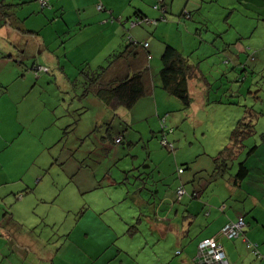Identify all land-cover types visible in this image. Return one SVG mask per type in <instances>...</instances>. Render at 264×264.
Instances as JSON below:
<instances>
[{"label":"rangeland","instance_id":"1","mask_svg":"<svg viewBox=\"0 0 264 264\" xmlns=\"http://www.w3.org/2000/svg\"><path fill=\"white\" fill-rule=\"evenodd\" d=\"M37 1L21 7L23 25L34 32L27 31L28 37H18L13 43L0 36V51L11 50L13 56L18 55L4 68L1 66L0 264H22L27 243L49 242L51 237L54 250H59V255L54 251L56 264H101L111 257L115 245L109 250L104 248L115 236L101 238L98 234H87L89 223L98 214L95 209L85 211L90 203L108 204L116 191L121 190V195L127 197V188L130 189L131 195L126 200L104 212L110 221L118 224L127 221L128 229L138 223L133 218L137 209L143 216L154 219L151 208L159 207L161 198L169 197L167 206L176 205L171 219L179 224L182 214L176 217L175 211L177 208L183 211L184 206L179 205L176 196L179 188L194 184L187 182L190 169H208L214 164L215 170L213 159L232 144L231 132L241 121L255 126L256 134L246 141L247 150L263 143L264 0H106L107 4L97 0L98 4L93 5L91 0H54V11L42 9ZM156 5L159 9H155ZM32 9L42 11L32 14ZM140 13L146 16L145 21L137 18ZM80 20L86 25L90 21L98 23L105 30L101 33L107 38L100 46L110 47L111 39L118 41L116 53L131 38L152 43V76L165 119L156 116L151 123L139 122L140 128L130 127L128 110L113 112L91 93L87 73L106 66L110 52L106 48L103 60L86 61L92 52L88 51L92 42H86L90 35V31L84 32L87 27L76 32ZM106 20L109 26L105 25ZM31 34L37 39L31 38ZM166 45L182 52L198 68L199 77L191 86L189 109H184L177 98L160 87L158 76ZM157 48H161L159 53ZM240 48L243 52L238 53ZM37 66L48 68L49 72L43 70L38 74V69H34ZM236 85L242 88V95L237 98L232 97ZM203 100L208 103L205 105ZM164 126L173 133H162ZM164 135L174 145V151L163 147ZM117 137H121V143L113 141ZM263 150L261 144L256 162H264ZM242 160H230L231 170L224 176H214L205 169L196 173L195 182H209L199 195L204 200L211 194L226 197L228 181L237 174ZM179 168L186 169V174L179 175ZM126 173L138 174L137 183L134 178H129L123 187L107 183V175L124 177ZM251 180L249 187H253L263 204L252 202L247 212L241 213L253 219L250 213L264 208V198L257 180ZM100 183L105 186L103 190L87 192ZM195 187L199 188L198 183ZM135 194L142 196L144 202L138 204ZM220 205L219 208L213 205V211L222 213L219 210H224L227 202ZM200 215L206 225L209 219L206 212ZM147 226L141 225L143 233L148 232ZM172 227V232L178 234L177 225ZM200 229L196 225L191 228V239ZM143 233L135 238L128 234L117 243L123 249H136L137 255L134 252L130 258L117 256L110 259V264L116 259L131 264L138 257L151 260L152 249L141 250L146 242H138ZM174 233L167 238L159 235L157 240L162 239L165 254L180 263L187 258L185 248L190 237L184 236L183 245L178 246ZM68 235L72 236L71 241ZM83 239L92 244L85 245ZM248 241L260 244L264 255V242ZM249 242L241 247L237 264H264L248 247ZM44 244L51 249V245ZM33 254H27L26 264H54L37 257L35 251Z\"/></svg>","mask_w":264,"mask_h":264},{"label":"crops","instance_id":"2","mask_svg":"<svg viewBox=\"0 0 264 264\" xmlns=\"http://www.w3.org/2000/svg\"><path fill=\"white\" fill-rule=\"evenodd\" d=\"M48 2V6L47 11H49L50 9H52V11H54V0H46ZM93 4H98L97 0H91ZM103 1V3L107 4L106 0H101V2ZM38 3L37 0L33 1V0H20V2L17 3V0H0V10H2V8L4 7V10H7L8 12H14L15 10H20L21 13H17L16 17H12L11 21L14 22V24H10L11 21H9V23H0V36H4V37H8V41L10 43H13L15 40L18 39V37H28L29 35H27V31L30 30V32H34L31 29H28L25 25H23V15L22 12L24 11L22 8H17V4L21 3V4H26V5H34L35 3ZM33 3V4H32ZM53 8H51V6ZM43 9V8H42ZM107 9V8H106ZM46 10V9H45ZM42 11L41 9H32V14H39ZM111 14L113 15V12L111 11ZM48 14L45 16V18L47 19ZM139 18V17H137ZM120 20V18H119ZM105 25H108L109 23H107V20L105 21ZM80 28H78L76 30V32L80 31V30H84V31H90V35L87 38V41L92 42L91 45H89L88 51H92L91 54L89 55V57L86 56V61L88 62L89 60L92 59L91 62H94L96 59L99 60H103V56L106 57V48L109 49L110 54L115 51L117 49V45H115V43H119L118 41H116L115 39H111V46L110 47H102L100 46V44L102 42H104L107 38L106 34H102L101 32L105 31L104 29H102V27L98 24V23H91V21L86 25V23H84V21L80 20ZM70 26V25H69ZM109 26V25H108ZM19 27L21 29H19ZM113 29V26H110V30ZM116 35L117 33H111ZM38 35V34H37ZM31 38L37 39V37H34V34L30 35ZM93 38H95V40L93 41ZM39 39V37H38ZM143 43V42H141ZM144 43H148L147 41H145ZM14 45L16 46V43H14ZM120 46V45H119ZM158 49V53L160 52L161 48H157ZM153 50L154 47L151 44L148 43V52L151 54H153ZM243 52V48H240L238 53ZM156 55L157 52L155 51ZM16 56L12 55V51H0V84L1 86H3V83H1V80H3L1 78V66L4 68L5 66H7L8 64H10L12 62V59H14ZM239 56V55H238ZM29 59L34 58L36 59L34 56H28ZM239 59H241V56L238 57ZM154 60L153 56L151 61ZM22 63V61H21ZM59 63H62V61H59ZM90 65H92V63H90ZM93 66V65H92ZM150 66H151V62H150ZM66 68V67H65ZM35 69V68H34ZM198 70V68H197ZM152 71V70H151ZM156 72H158V69L156 67ZM152 73V72H151ZM197 75L199 77V72H197ZM238 74H235V76ZM198 77L192 79L189 82V89H190V94H191V86L194 82V80H196ZM150 81L147 80V83H149ZM151 88L147 89L148 90V95H146V97H144L143 99H141L132 110H128V120H127V124L128 126H134L136 128H140L139 127V122L141 121H145L147 123H151L152 121H154L156 119V116L158 118H161V105L159 103V101L156 98V94H157V90L155 88V84H154V80L153 77L151 76ZM237 87L235 88L236 90L232 91V97H240L242 95L241 91L242 88H239L240 85H236ZM243 87V86H242ZM239 88V89H238ZM238 89V90H237ZM192 97V94H191ZM155 98V100H153ZM205 105L208 103V101L203 100L202 101ZM192 107V106H191ZM119 109H125L123 107H120ZM127 110V109H126ZM136 115V117H135ZM262 117H264V113L261 114ZM1 119V118H0ZM19 120H21V117H19ZM234 129V128H233ZM256 134V131L254 132V135ZM254 135L249 136L248 138H246L243 143H239L237 148L234 150V157L231 158L232 162L235 161H240V163H245V165L248 167L249 169V173L247 175V177L245 179L242 180H236L235 176L230 178V181H228V191L226 193V197H223V195H221L220 197H216L214 194H211L210 197L207 198V200L203 197H201V191L203 190V187H208L209 182L207 181H203V182H195L196 179V175L201 172L202 170H211L212 173L214 174V164L211 167L207 168H202V167H197L190 169V173H191V177L188 176L187 178V182L188 183H193L191 186H188V188H185L186 194H189V197L187 198V195H184L182 198L178 199V197L176 196L177 201L180 203L179 205H183L184 206V210L181 211L180 208H177L175 211V216L179 217L182 214V220L179 221V224H175L174 222L176 221V219H171L172 217V213L176 207V205L174 206H167L166 201L169 200V197H164L161 198V205L157 208L152 209L151 208V213L153 214L154 219H149L146 216H143L142 211L140 209H137V211L134 213L136 215H134L133 218L137 219V224L128 227V229H126V225L128 224L127 221H125V223L123 224H118V222H116L115 220L110 221L108 219V216L104 214V212H106V210L116 207V204L126 200L130 195H131V190L128 189L127 187V197H123L121 195V190H118L114 193V196H111L108 204H103V202L101 203H90V205H88V208L85 209V211L87 210H93L95 209V211L99 214H95L93 216V223H89V228L90 230L88 231L87 234H98V236H100L101 238L105 237V236H109V235H113L115 236L114 239L104 248L105 250H109L112 246L115 245L114 249H111V257H108L107 259H105L104 261H102L101 264H110V259L117 257V256H121L124 255L128 258H130V254H134V252H136V249H134L135 251H131V249H123L121 247L117 246V243H120V239H122L123 237H127V235L129 234L130 236H132L133 238L137 237L141 232L143 233V229L141 228V225L145 224L148 225L145 229L148 232H144L143 235L138 239L139 243H145V247H141V250H146L151 248L152 250V258L151 260H147V259H142L140 257H138V259H136L135 261H133L134 264H196L195 262V257H196V252H197V247L198 244L201 243L203 240L208 239V238H217L218 241L222 244L224 251L227 255L228 261L230 262V264H237L238 261L241 259V252L240 249L241 247L248 241H256L258 239V241L260 242H264V236H262V239L260 238V236L262 234H264V208L261 210H258L257 212H252L250 213L253 217V219H250L247 214H243L244 212L246 213L248 210L249 205L254 202V203H262L260 202V198L255 195V191L252 189L253 187H249L250 183H251V179L253 178L256 183L258 184L257 186L259 187V189H262V193H263V198H264V162L260 163L259 160H257L258 162H256V153L260 147L261 144H264V134L261 135L262 137V142L260 145H255L253 147H251V150H247V146H246V141L249 140L250 138L254 137ZM229 147H231V145H228ZM227 146V147H228ZM245 151H249L248 155H245ZM264 153V150H263ZM244 156V158H243ZM263 164V165H262ZM231 164H230V169L231 170ZM186 170V169H185ZM185 170L182 173H179V175H185ZM253 171L257 172L259 175L256 174H251ZM197 173V174H196ZM229 173V172H227ZM226 173V174H227ZM136 174H134L133 176L129 175L128 173L125 174V176H112V175H107V183H109L110 185H120V187H123L124 185H127V183L129 182V178L130 180L137 181V178L135 177ZM202 175V174H200ZM201 177V176H200ZM252 177V178H251ZM198 183L199 188L196 189L195 185ZM249 184V185H248ZM185 185V184H184ZM263 186V187H261ZM105 186L102 185L101 183L99 184L98 187H95L93 190H88L87 192H91V191H96V190H103ZM192 187V190H190V188ZM256 188V187H255ZM134 190V189H132ZM153 194V192H151ZM103 195V194H102ZM22 197V196H21ZM136 197V202L138 204L143 203L144 202V198L142 196H139V194H135ZM187 198V200L185 201V198ZM214 198L216 200H214ZM227 202V206L223 205L224 210H219L222 213H216L215 211H213V209L215 210L214 206H217L219 208V204H224ZM176 203V202H175ZM101 204H103L101 206ZM177 204V203H176ZM263 204V203H262ZM165 205V206H164ZM220 205V206H221ZM210 208V210H209ZM163 210V211H162ZM84 210L81 212V215L85 212ZM202 212H206V218H209L207 220V224L204 225L205 221L202 218V216L200 214H202ZM243 212V213H241ZM249 212V211H248ZM215 213V214H214ZM214 214V215H213ZM200 215V216H199ZM213 215V216H212ZM240 217H243L245 222H246V226L247 228L244 229L243 233L241 236H239L238 238H234V239H227L226 237L221 235V229L226 226L227 224L231 223V222H236L238 221V219ZM124 218V216H121V219ZM129 222V221H128ZM172 224L177 225V229H178V234H175L174 232H172ZM122 225V226H121ZM196 225L198 227H200V232L195 231L194 236L195 238L191 239V228ZM172 227V228H171ZM204 228H208L207 231L204 230ZM74 231V230H73ZM198 232V233H197ZM171 233H174V235H176L177 237V241H178V246L183 245L182 242V238L184 236L186 237H190V239H188L187 241V248H185V250L187 249L188 253L186 255L187 258L183 259V262H175L172 261L170 256H168L167 254H165V251H163V240H157L159 237V235L165 236V238L167 237H171L172 235H170ZM88 235V236H89ZM71 237L70 235H68V240L71 241ZM257 238V239H256ZM51 240V239H50ZM249 242V241H248ZM44 243H46L47 245H51V249L50 247L46 246ZM29 242L27 243V246H25L26 249V256H24L26 259L23 260L22 264H26L27 261V254H33V251H35L37 257L41 256V258H44L46 260V262H51L56 264V256H54V251L56 253H58L59 255V250H54V240H51L49 242ZM83 243L85 245H91L92 243H87V241H85L83 239ZM186 247V246H184ZM135 248V247H134ZM166 248V247H165ZM50 249V250H49ZM53 249V250H52ZM258 249L260 251V244H258ZM132 252V253H131ZM261 252V251H260ZM138 253L136 252L135 255H137ZM181 254V252H180ZM34 255V254H33ZM35 256V255H34ZM36 257V256H35ZM93 257L91 256L90 259H92ZM258 258V257H257ZM140 259V260H139ZM122 261L117 262V259L114 260L111 264H131L129 263V261H126L124 259H121ZM192 260V261H191ZM42 261V260H41ZM95 262V259L92 261V263ZM41 263V262H40ZM42 264V263H41ZM63 264V263H62Z\"/></svg>","mask_w":264,"mask_h":264},{"label":"trees","instance_id":"3","mask_svg":"<svg viewBox=\"0 0 264 264\" xmlns=\"http://www.w3.org/2000/svg\"><path fill=\"white\" fill-rule=\"evenodd\" d=\"M39 4L41 5L40 0ZM23 5L24 4H17V7L21 8ZM16 14V10L10 13L4 10L3 7L2 10H0V23L2 24V21L3 23H9L12 17H16ZM136 16L143 21L146 19L143 13L137 14ZM10 24H14V22L11 21ZM19 29L21 28L19 27ZM121 46L122 45H120V47ZM147 50L148 48H145L144 43L135 41L131 38L130 43L126 45L122 51L116 53L117 50H115L108 55L106 58V66L99 67L97 71H90V73H87L88 89L113 112H117L120 107L132 110L141 99L148 95L147 89L151 88L152 71L150 62L152 56ZM161 61L162 69L159 71L158 76L161 89L177 98L183 104L184 109H189L192 105L189 82L198 77L196 66L192 65L182 52L170 45L165 46ZM87 66L90 67V63H87ZM39 67L42 66H37L35 69ZM45 69V72H49L48 68ZM42 72L43 70L39 71L38 74ZM147 80L150 81V84L147 83ZM165 117L166 116L161 118L164 119ZM254 132L255 126L252 122L243 123L242 121L236 129L232 130L230 140L232 143L231 145L234 147H226L213 159L215 163L214 176H224L230 171L229 162L231 158L234 157L235 147H237L240 142L243 143L249 136L254 135ZM118 139L120 142H117ZM113 141H115V143H121L122 139L121 137H117L113 139ZM179 169L183 170L184 168ZM248 173L249 169L245 163H240L235 179L238 181L245 179ZM137 175H135V177L138 180ZM141 180H143V178H141ZM134 182L137 183V181ZM146 182L147 180H144V184H146ZM51 240H53L52 237ZM260 254L263 255L261 252ZM197 255L198 247L194 260L196 264H204L196 259ZM261 260L264 261L263 258Z\"/></svg>","mask_w":264,"mask_h":264},{"label":"built area","instance_id":"4","mask_svg":"<svg viewBox=\"0 0 264 264\" xmlns=\"http://www.w3.org/2000/svg\"><path fill=\"white\" fill-rule=\"evenodd\" d=\"M163 1V0H160ZM41 2V7L44 9L48 6V2L46 0H40ZM98 9L100 11H103L102 6H99ZM155 9H159V5L155 6ZM164 11L166 12V10L164 9ZM146 23L148 24H152V22L147 21ZM145 48H148V43H144ZM46 71L45 68L43 67H39L38 71ZM165 119V118H164ZM173 133V130L166 128L165 126L162 127V133ZM117 142H120V140L118 139ZM162 145L163 147L169 149L170 151H174V145L172 143H170L167 139V137H165V135L162 137ZM179 173H182L183 170L179 169L178 170ZM186 194V191L184 189V187L182 186L181 188L178 189L177 191V196L178 199L182 198L184 195ZM246 227V223L243 217H240L238 219V221L236 222H231L229 224H227L226 226H224L221 229V235L226 237L227 239L231 240L234 238H238L239 236L242 235L244 229ZM248 242V241H247ZM251 243H248V247L251 249H253L255 251V254L258 258L260 259H264V256L260 254L259 250H258V245H250ZM180 254V252H178ZM198 260H200L202 263L204 264H230L227 258V255L224 251V248L222 246V244L218 241L217 238H208L203 240L199 246H198V255L197 258Z\"/></svg>","mask_w":264,"mask_h":264}]
</instances>
